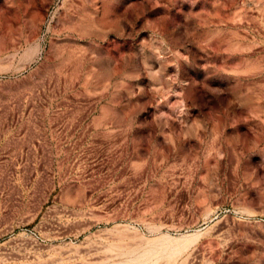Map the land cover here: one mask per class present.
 Returning <instances> with one entry per match:
<instances>
[{"label":"rangeland","instance_id":"374dc122","mask_svg":"<svg viewBox=\"0 0 264 264\" xmlns=\"http://www.w3.org/2000/svg\"><path fill=\"white\" fill-rule=\"evenodd\" d=\"M0 264H264V0H0Z\"/></svg>","mask_w":264,"mask_h":264}]
</instances>
